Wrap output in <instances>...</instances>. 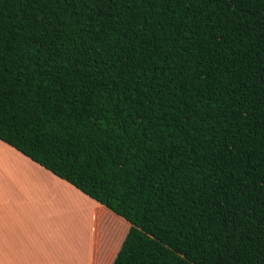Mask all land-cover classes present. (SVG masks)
Listing matches in <instances>:
<instances>
[{
	"label": "trees",
	"instance_id": "1",
	"mask_svg": "<svg viewBox=\"0 0 264 264\" xmlns=\"http://www.w3.org/2000/svg\"><path fill=\"white\" fill-rule=\"evenodd\" d=\"M0 141L128 223L111 264H264V0H0Z\"/></svg>",
	"mask_w": 264,
	"mask_h": 264
},
{
	"label": "crops",
	"instance_id": "2",
	"mask_svg": "<svg viewBox=\"0 0 264 264\" xmlns=\"http://www.w3.org/2000/svg\"><path fill=\"white\" fill-rule=\"evenodd\" d=\"M128 228L0 141V264H111Z\"/></svg>",
	"mask_w": 264,
	"mask_h": 264
}]
</instances>
